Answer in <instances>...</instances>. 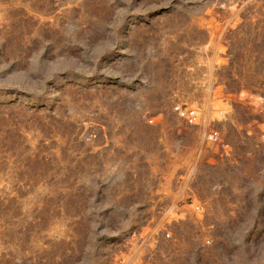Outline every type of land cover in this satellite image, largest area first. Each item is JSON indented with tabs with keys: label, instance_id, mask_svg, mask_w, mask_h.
Segmentation results:
<instances>
[{
	"label": "rangeland",
	"instance_id": "rangeland-1",
	"mask_svg": "<svg viewBox=\"0 0 264 264\" xmlns=\"http://www.w3.org/2000/svg\"><path fill=\"white\" fill-rule=\"evenodd\" d=\"M214 127L245 156L208 172L232 211L152 264H264V0H0V264H114L149 205L138 169L172 191L180 168L152 130L187 157Z\"/></svg>",
	"mask_w": 264,
	"mask_h": 264
},
{
	"label": "built area",
	"instance_id": "built-area-1",
	"mask_svg": "<svg viewBox=\"0 0 264 264\" xmlns=\"http://www.w3.org/2000/svg\"><path fill=\"white\" fill-rule=\"evenodd\" d=\"M174 111L181 120L194 128L201 127L205 121L201 105L178 104ZM219 115L224 117L222 112ZM227 119L225 115L221 123H226ZM198 131L201 140L199 152H195L194 155L191 153L187 157L182 154L184 150H188V147L183 145V140L178 138L172 141L173 138L170 136L172 131H164L161 140L167 144L173 143V153L169 151V155L175 165L180 167L173 178L174 189L172 191L166 189L170 181L168 172H158L151 178L153 190L149 194V205L142 210L144 223L140 229H134L124 244H118L127 250L115 254L114 264H152L162 252L164 258L168 257L164 248L169 243L181 241V237L175 235V231L182 226L200 231L206 244L213 243L216 228L223 216L232 209L224 201L229 180H213V176L208 173L209 168L223 166L240 168L245 156L240 152L241 146L227 140L219 129L214 127ZM166 148L167 146L165 151L168 150ZM186 165L193 170L182 172L181 168ZM204 169H207V173L204 172L202 175ZM201 177L205 178V181H202ZM201 190H207L206 194L203 195ZM208 217L215 218L208 221Z\"/></svg>",
	"mask_w": 264,
	"mask_h": 264
},
{
	"label": "crops",
	"instance_id": "crops-1",
	"mask_svg": "<svg viewBox=\"0 0 264 264\" xmlns=\"http://www.w3.org/2000/svg\"><path fill=\"white\" fill-rule=\"evenodd\" d=\"M164 132L166 131V129H154L152 130V132ZM172 131V130H170ZM189 153H192L191 151H188ZM167 159V158H165ZM168 160V159H167ZM153 168L154 166L152 165V163H148V165L146 167H142V168H139L138 171H141L139 173H141L139 176H140V179H138V181H136L135 183V190L136 192H138V195L135 197L138 201L139 204H141L142 202H139V201H143L144 203V199H146V195H147V198L149 199V194L151 193V191L153 190V186L151 185L150 183V180L151 178L155 175L154 171H153ZM168 166H165V167H161L159 169L158 172H168ZM157 172V173H158ZM158 188H161V187H158Z\"/></svg>",
	"mask_w": 264,
	"mask_h": 264
}]
</instances>
